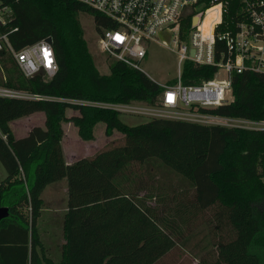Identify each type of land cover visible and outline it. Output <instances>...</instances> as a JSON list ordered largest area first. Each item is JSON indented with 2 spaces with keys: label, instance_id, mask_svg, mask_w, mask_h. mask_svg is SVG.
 Masks as SVG:
<instances>
[{
  "label": "trees",
  "instance_id": "trees-1",
  "mask_svg": "<svg viewBox=\"0 0 264 264\" xmlns=\"http://www.w3.org/2000/svg\"><path fill=\"white\" fill-rule=\"evenodd\" d=\"M10 12L0 33L14 47L49 36L56 69L24 76L10 52L0 49V84L41 95L0 96V264H40L35 221L41 190L65 178L66 209L62 218L61 257L49 264H158L194 233L197 219L207 226L200 237L198 264H264V127L151 117L128 125L115 109L68 102L62 98L156 103L161 85L119 60L99 73L87 50L77 12L92 16L94 29L109 26L106 18L77 0H0ZM240 9L229 0L223 21ZM214 66L184 62L181 80L211 77ZM169 79L167 82H171ZM232 98L202 111L229 117L264 120V73L253 70L230 76ZM64 107L75 112L65 115ZM44 114V126L32 125L14 137L8 121L33 111ZM61 120L78 136L91 139L92 127L104 123L121 136L89 155L65 163ZM143 164L148 179L162 188L156 200L130 175ZM141 181V179H139ZM153 197L151 194L149 197ZM156 197V196H155ZM160 206H164L163 211ZM184 247V246H183Z\"/></svg>",
  "mask_w": 264,
  "mask_h": 264
},
{
  "label": "built area",
  "instance_id": "built-area-1",
  "mask_svg": "<svg viewBox=\"0 0 264 264\" xmlns=\"http://www.w3.org/2000/svg\"><path fill=\"white\" fill-rule=\"evenodd\" d=\"M106 18L109 26L99 25L96 31L100 49L115 60L142 72L146 54L145 43L154 41L169 47L175 55V73L171 82H158L161 93L156 103L141 100L127 102L62 98L68 102L109 107L120 112L146 117H162L197 123L249 126L232 122L239 117L211 114L210 108L232 98L230 76L233 72L253 70L264 73V0H238L236 18L223 21L229 0H77ZM208 10L212 16L203 28ZM10 12L0 3V23ZM91 16V15H90ZM92 19V16H91ZM93 22V21H92ZM10 28L8 31L14 30ZM0 33V49L8 50L24 76L41 73L50 77L56 69L51 43L42 37L14 47L7 32ZM160 32L168 39H158ZM184 62L214 66L213 76L199 82L185 83L181 79ZM0 96L33 97L41 95L0 84Z\"/></svg>",
  "mask_w": 264,
  "mask_h": 264
},
{
  "label": "rangeland",
  "instance_id": "rangeland-1",
  "mask_svg": "<svg viewBox=\"0 0 264 264\" xmlns=\"http://www.w3.org/2000/svg\"><path fill=\"white\" fill-rule=\"evenodd\" d=\"M78 22L82 28V34L86 41L87 50L93 60L94 66L99 73H107L108 72V63L113 60L112 57L106 55L99 46L98 35L94 29V25L91 19L90 14L79 11L77 12ZM169 34L166 32H160L157 37L158 39H168ZM146 54L142 61V68L144 69V73L155 80L156 82L168 81L169 78L174 76L175 73V55L169 47L161 45L154 41H148L145 43ZM213 74L211 75V77ZM39 111H33L32 114H24L19 116L20 118H14L10 121V126L15 135H20L21 131L25 128L26 123L34 122L39 123ZM64 112L73 113L75 112L71 107H64ZM31 113V112H30ZM120 120L128 125H133L139 122H142L149 117L139 115V114H130L126 112H120L118 114ZM232 122L249 125V126H264L263 122H248L243 120H234ZM101 124H97L94 127V139L90 142H78L76 140V136L73 130H69L66 132V135L63 137L62 143L65 148V152L71 151L75 156H86L90 154L93 150L97 148V146H101L105 139H111V141L117 140L121 133L112 128L110 134H105L100 129ZM104 129V128H103ZM93 138V136H92ZM110 141V142H111ZM130 175L138 180L134 185V188L140 185L141 189H146L148 195V201L152 202L156 200L157 195H161L163 193L162 188H160L155 181L148 179L145 167L143 164L133 165ZM5 176V170L0 163V180ZM141 179V181H139ZM264 180V177H262ZM56 187L57 195L55 205L58 207L65 203L66 192L61 189L65 186V178H60L53 184H47L45 186V190L42 194L43 204L42 206L46 208V193L48 189L52 187ZM153 194V197H149V195ZM156 196V197H155ZM160 208L164 211L165 207L160 206ZM59 214V212H57ZM47 211H41L39 216L37 217V227L38 232V240L39 244L37 245V250L40 255V264H49L47 261H57L61 257V243L60 235H61V223L60 219L58 221L54 218L50 220L47 217ZM60 215V214H59ZM204 216L199 218L204 219L207 217V210L203 213ZM199 218L197 219L196 226L194 227V233L192 236L188 238V241L181 246H176L172 248L168 253H166L159 261L158 264H198V257L200 255V250L198 248L199 244H195L196 240L200 239V237H205L202 239V243L206 242L207 235L202 236L204 232H207V226L205 224L200 223ZM36 222V221H35ZM39 233V234H38ZM39 236L41 240L39 239ZM184 246V247H183Z\"/></svg>",
  "mask_w": 264,
  "mask_h": 264
},
{
  "label": "crops",
  "instance_id": "crops-1",
  "mask_svg": "<svg viewBox=\"0 0 264 264\" xmlns=\"http://www.w3.org/2000/svg\"><path fill=\"white\" fill-rule=\"evenodd\" d=\"M37 111H39L37 114H39L40 122H39V123H34V122H30V123L28 122V123H26V124H25V128L20 132L21 134L18 135V136L14 134V132H13V130H12V127L10 126V121H11L12 119L8 121V124H9V126H10L11 132H12V134H13L14 137H19V136L25 135V134L27 133L28 129H29L32 125H39V126H41V127L44 126V124H43V121H44V114H43V112H42L41 110H37ZM29 114H32V112L29 113ZM69 114H71V113H66V112H65V115H66V116H68ZM17 118H20V117H17ZM98 123L101 124V125H100V129H101V131L103 132L104 123H103L102 121H97V122L93 125V127H92L93 138L88 139V140H85V139H82V138H80V137L78 136V134H77V132H76V127H75V125H73V124L71 123V121H69V120H61V121H60V125H61V128H62V135H61V138H60V145H61L62 155H63V159H64L65 163H70V162H72L73 160H75L76 158L80 157V156H75L71 151H67V152H65V148H64V146H63L62 140H63V137L66 135V132L72 129L73 132H74V134H75V136H76V140H77L78 142H81V141H82V142H85V144H86V143H88V142H90L91 140L94 139V127H95ZM109 141H111V139H107V138H106V139H105V142H104L103 144H105V143H107V142H109ZM103 144H102V145H103ZM102 145H101V146H102ZM101 146H97L96 149H98V148L101 147ZM96 149H95V150H96ZM95 150H93L92 152H94ZM92 152H91V153H92ZM91 153H90V154H91ZM87 155H89V154H87ZM57 180H58V179H57ZM57 180H54V181L48 182V183H46V184L43 186V188H42V190H41V193H40V196H41V205H40L39 214H40L41 211H44V210H45V211L48 212L47 217H49L50 220H53V219L55 218L56 221H58V218L60 219V223H61V235H60V240H59V242L62 244V243L64 242V238H63V234H62V218H63V214H64L65 209H66V198H65V203L62 204L61 206L58 207L57 205H55L54 202L56 201L57 191H56V187L54 186V187L48 189V191H47V193H46V197H47V200H46V204H47V206H46V208H44V207L42 206V204H43L42 194H43V192H44V190H45V189H44L45 186H46L47 184H53V183L56 182ZM61 189L64 190V191L66 192V181H65V186H64L63 188L61 187ZM57 212H59L60 215H59ZM39 214H38V216H39ZM38 216H37V217H38ZM37 217H36V222H35V226H36V227H37ZM36 229H37V232H38V228H36ZM38 234H39V233H38ZM39 239L41 240L40 236H39Z\"/></svg>",
  "mask_w": 264,
  "mask_h": 264
},
{
  "label": "water",
  "instance_id": "water-1",
  "mask_svg": "<svg viewBox=\"0 0 264 264\" xmlns=\"http://www.w3.org/2000/svg\"><path fill=\"white\" fill-rule=\"evenodd\" d=\"M46 40H47L48 42L51 41V39H50L49 36H46ZM7 214H8V208H7V206H6V205H3V204L0 205V219L3 218V217H6Z\"/></svg>",
  "mask_w": 264,
  "mask_h": 264
},
{
  "label": "bare ground",
  "instance_id": "bare-ground-1",
  "mask_svg": "<svg viewBox=\"0 0 264 264\" xmlns=\"http://www.w3.org/2000/svg\"><path fill=\"white\" fill-rule=\"evenodd\" d=\"M212 16V11L208 10L203 18V22H202V26L203 28L206 27L207 21L210 19V17Z\"/></svg>",
  "mask_w": 264,
  "mask_h": 264
}]
</instances>
